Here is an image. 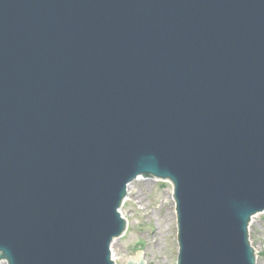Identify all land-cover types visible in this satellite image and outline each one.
<instances>
[{"label": "water", "instance_id": "water-1", "mask_svg": "<svg viewBox=\"0 0 264 264\" xmlns=\"http://www.w3.org/2000/svg\"><path fill=\"white\" fill-rule=\"evenodd\" d=\"M139 177L178 264H257L264 0H0V261L115 264Z\"/></svg>", "mask_w": 264, "mask_h": 264}, {"label": "rangeland", "instance_id": "rangeland-1", "mask_svg": "<svg viewBox=\"0 0 264 264\" xmlns=\"http://www.w3.org/2000/svg\"><path fill=\"white\" fill-rule=\"evenodd\" d=\"M171 183L139 177L130 183L122 209L129 218L127 231L113 245L116 264L144 250L146 264H177L178 222ZM173 204V205H172ZM251 240L259 251L257 264H264V212L253 218ZM1 264H8L3 260Z\"/></svg>", "mask_w": 264, "mask_h": 264}, {"label": "bare ground", "instance_id": "bare-ground-1", "mask_svg": "<svg viewBox=\"0 0 264 264\" xmlns=\"http://www.w3.org/2000/svg\"><path fill=\"white\" fill-rule=\"evenodd\" d=\"M129 190H130V186H129ZM173 205V204H172Z\"/></svg>", "mask_w": 264, "mask_h": 264}]
</instances>
